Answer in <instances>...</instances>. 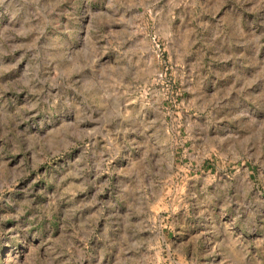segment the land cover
<instances>
[{"label": "rangeland", "instance_id": "obj_1", "mask_svg": "<svg viewBox=\"0 0 264 264\" xmlns=\"http://www.w3.org/2000/svg\"><path fill=\"white\" fill-rule=\"evenodd\" d=\"M0 264H264V0H0Z\"/></svg>", "mask_w": 264, "mask_h": 264}]
</instances>
